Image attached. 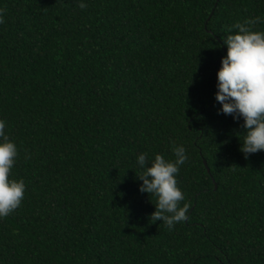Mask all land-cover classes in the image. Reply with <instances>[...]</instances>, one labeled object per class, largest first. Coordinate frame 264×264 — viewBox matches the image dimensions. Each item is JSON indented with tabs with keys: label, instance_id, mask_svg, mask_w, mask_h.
<instances>
[{
	"label": "trees",
	"instance_id": "obj_1",
	"mask_svg": "<svg viewBox=\"0 0 264 264\" xmlns=\"http://www.w3.org/2000/svg\"><path fill=\"white\" fill-rule=\"evenodd\" d=\"M85 3L0 0V119L26 186L0 264H264V150L239 151L213 95L222 41L264 0ZM172 140L190 208L169 229L136 156L174 159Z\"/></svg>",
	"mask_w": 264,
	"mask_h": 264
},
{
	"label": "clouds",
	"instance_id": "obj_2",
	"mask_svg": "<svg viewBox=\"0 0 264 264\" xmlns=\"http://www.w3.org/2000/svg\"><path fill=\"white\" fill-rule=\"evenodd\" d=\"M78 6L85 8L87 4L78 0ZM3 22L0 9V23ZM259 23H264V17L245 18L235 23L236 31L222 41L226 52L216 70L213 93L220 106L218 112L241 121L243 135L239 151L245 156L264 150V30L254 29ZM5 129L6 121L0 119V218L20 206L26 187L22 178L10 176L18 149ZM170 143L174 159H166L161 153L149 159L146 152L138 153L136 163L140 171L136 176L142 182L139 191L156 197L150 214L153 221H163L172 229L177 222L187 219L190 204H180L185 197L176 177L180 165L188 159L186 149L174 140Z\"/></svg>",
	"mask_w": 264,
	"mask_h": 264
},
{
	"label": "water",
	"instance_id": "obj_3",
	"mask_svg": "<svg viewBox=\"0 0 264 264\" xmlns=\"http://www.w3.org/2000/svg\"><path fill=\"white\" fill-rule=\"evenodd\" d=\"M204 164H205V162H204Z\"/></svg>",
	"mask_w": 264,
	"mask_h": 264
}]
</instances>
